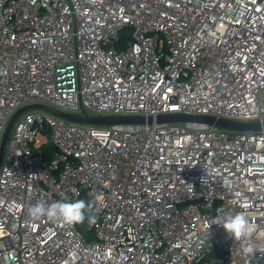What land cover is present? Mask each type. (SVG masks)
Here are the masks:
<instances>
[{
    "label": "built area",
    "instance_id": "built-area-1",
    "mask_svg": "<svg viewBox=\"0 0 264 264\" xmlns=\"http://www.w3.org/2000/svg\"><path fill=\"white\" fill-rule=\"evenodd\" d=\"M33 103L264 122V0H0V146ZM78 199L94 223L28 213ZM238 212L250 259L210 227ZM0 264H264V129L24 112L0 164Z\"/></svg>",
    "mask_w": 264,
    "mask_h": 264
},
{
    "label": "clouds",
    "instance_id": "clouds-1",
    "mask_svg": "<svg viewBox=\"0 0 264 264\" xmlns=\"http://www.w3.org/2000/svg\"><path fill=\"white\" fill-rule=\"evenodd\" d=\"M93 208L92 202L78 199L72 202L56 201L51 204L39 202L30 206L28 213L33 218L46 216L68 225L80 224L86 219L91 224L95 222V217L91 215ZM213 224L222 227L229 238L242 245L244 257L250 259L254 256L256 246L252 238L257 233V226L250 221L245 213L238 212L224 216L217 213L210 222V227Z\"/></svg>",
    "mask_w": 264,
    "mask_h": 264
},
{
    "label": "water",
    "instance_id": "water-1",
    "mask_svg": "<svg viewBox=\"0 0 264 264\" xmlns=\"http://www.w3.org/2000/svg\"><path fill=\"white\" fill-rule=\"evenodd\" d=\"M31 109H43L72 122H83V123H93V124L153 123L154 121L156 122L199 121L232 130L258 131L264 129V122H247V121H239V120H233L227 118H217L214 116H206V115H187L182 113H167V114L158 115L156 117H152V116L145 117L141 115L98 116V115H91L89 113H84V114L68 113L47 104L33 103L20 108L9 120L0 146V164L4 154L6 143L8 141L9 135L11 133V130L15 122L24 112Z\"/></svg>",
    "mask_w": 264,
    "mask_h": 264
},
{
    "label": "trees",
    "instance_id": "trees-1",
    "mask_svg": "<svg viewBox=\"0 0 264 264\" xmlns=\"http://www.w3.org/2000/svg\"><path fill=\"white\" fill-rule=\"evenodd\" d=\"M132 35H131V32L129 31L128 28L124 29L122 32H121V39L122 40H126L127 38H131ZM124 42V41H123ZM55 149L56 147L51 144V143H47L45 145V148H44V151H45V160H49L54 152H55ZM83 230H86V228H82Z\"/></svg>",
    "mask_w": 264,
    "mask_h": 264
}]
</instances>
